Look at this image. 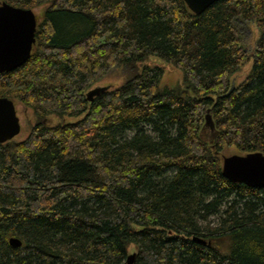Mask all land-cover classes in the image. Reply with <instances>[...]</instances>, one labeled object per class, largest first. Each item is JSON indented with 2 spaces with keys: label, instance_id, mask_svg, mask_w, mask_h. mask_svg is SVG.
<instances>
[{
  "label": "trees",
  "instance_id": "1",
  "mask_svg": "<svg viewBox=\"0 0 264 264\" xmlns=\"http://www.w3.org/2000/svg\"><path fill=\"white\" fill-rule=\"evenodd\" d=\"M0 2L41 7L30 57L0 72V96L34 115L24 139L0 143V264H124L131 250L132 264H264V188L221 172L225 146L264 153V0L198 15L183 0ZM149 56L183 86L161 85ZM114 67L123 81L88 101Z\"/></svg>",
  "mask_w": 264,
  "mask_h": 264
},
{
  "label": "water",
  "instance_id": "2",
  "mask_svg": "<svg viewBox=\"0 0 264 264\" xmlns=\"http://www.w3.org/2000/svg\"><path fill=\"white\" fill-rule=\"evenodd\" d=\"M183 1L190 11L198 15L217 0ZM35 30L36 15L31 8L0 2V72L12 71L26 62L35 43ZM233 84L234 82L231 87ZM103 90L105 89L102 87L89 89L85 97L88 101H92ZM208 111L209 109L204 116L203 129H208L210 134H213L214 123ZM19 131L20 122L13 100L0 96V143L13 139ZM221 172L231 182L264 188V153L252 151L225 155L222 157ZM193 239L205 243L202 238L193 237ZM8 242L12 247H19L22 243L16 236H11ZM134 257L135 253L128 254L124 264H132Z\"/></svg>",
  "mask_w": 264,
  "mask_h": 264
},
{
  "label": "rangeland",
  "instance_id": "3",
  "mask_svg": "<svg viewBox=\"0 0 264 264\" xmlns=\"http://www.w3.org/2000/svg\"><path fill=\"white\" fill-rule=\"evenodd\" d=\"M40 10L41 7H38L35 8L33 11L35 12L36 15H38L40 13ZM242 33H243L242 43L246 47V49H248V51L252 53L255 46V42L259 35V29L256 23L249 21L246 24V26L242 29ZM146 63L151 65L153 64L160 65L163 67L164 73L161 79V85L174 86L177 84H181L182 71L176 68L173 64L164 62L163 60L154 56H149ZM249 68H250V62L242 66L241 69L237 71L236 74L233 76L234 77L233 82L237 83L243 80ZM123 76L124 74L122 68L114 67L100 80L93 83L88 88V90L93 89L95 87H102L104 89L113 88L119 85L123 81ZM181 86L183 85L181 84ZM14 104H15L16 113L19 117L20 131L13 137V139L15 141H20L28 135L30 128L34 124V115L32 113L31 108L25 107L22 103H20L16 99L14 100ZM208 114H210V111H208ZM77 118L78 117H73V116H65L63 118H60L56 115H49L44 119V122L46 124H55L57 122H73ZM205 131L207 133H211L208 129H205ZM221 153L223 156H225V155L241 153V152L234 145H228L221 150ZM132 253H135V251L131 250L128 254H132Z\"/></svg>",
  "mask_w": 264,
  "mask_h": 264
}]
</instances>
